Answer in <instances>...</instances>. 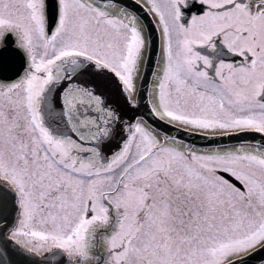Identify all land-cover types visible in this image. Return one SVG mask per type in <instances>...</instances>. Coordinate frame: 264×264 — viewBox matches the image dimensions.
<instances>
[{
	"label": "snow or ice",
	"instance_id": "obj_1",
	"mask_svg": "<svg viewBox=\"0 0 264 264\" xmlns=\"http://www.w3.org/2000/svg\"><path fill=\"white\" fill-rule=\"evenodd\" d=\"M0 264H264V0H0Z\"/></svg>",
	"mask_w": 264,
	"mask_h": 264
}]
</instances>
